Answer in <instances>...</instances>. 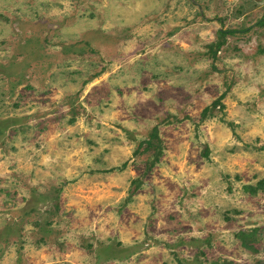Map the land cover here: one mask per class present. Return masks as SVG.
I'll list each match as a JSON object with an SVG mask.
<instances>
[{
    "label": "rangeland",
    "instance_id": "obj_1",
    "mask_svg": "<svg viewBox=\"0 0 264 264\" xmlns=\"http://www.w3.org/2000/svg\"><path fill=\"white\" fill-rule=\"evenodd\" d=\"M261 19L0 0V264H264Z\"/></svg>",
    "mask_w": 264,
    "mask_h": 264
},
{
    "label": "trees",
    "instance_id": "obj_2",
    "mask_svg": "<svg viewBox=\"0 0 264 264\" xmlns=\"http://www.w3.org/2000/svg\"><path fill=\"white\" fill-rule=\"evenodd\" d=\"M263 23H264V20H263V19H261V20L258 21V24H263ZM229 32H233V31H232V30H231V31H230V30H228V31H227V30H225V31H224V30H219V31L217 32V34L220 36L221 39H223L224 36L226 35V33H229ZM221 43H222L221 41L218 42L217 46L220 47ZM206 110H207V108L204 109V112H203V113H205ZM257 185L259 186V185H262V184H261V182H259ZM240 234H241L242 236H245V235H244L243 233H241V232H240ZM214 264H225V263L215 262ZM227 264H232V263L228 262Z\"/></svg>",
    "mask_w": 264,
    "mask_h": 264
}]
</instances>
